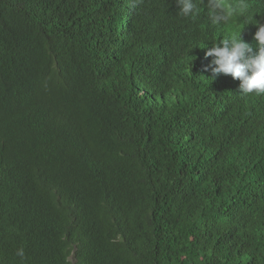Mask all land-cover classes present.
Instances as JSON below:
<instances>
[{
    "label": "trees",
    "instance_id": "trees-1",
    "mask_svg": "<svg viewBox=\"0 0 264 264\" xmlns=\"http://www.w3.org/2000/svg\"><path fill=\"white\" fill-rule=\"evenodd\" d=\"M135 2L0 0V264H264V96L205 70L236 24Z\"/></svg>",
    "mask_w": 264,
    "mask_h": 264
},
{
    "label": "clouds",
    "instance_id": "clouds-1",
    "mask_svg": "<svg viewBox=\"0 0 264 264\" xmlns=\"http://www.w3.org/2000/svg\"><path fill=\"white\" fill-rule=\"evenodd\" d=\"M140 0H136L135 7ZM201 5L207 9V16L212 25L236 24V30L224 38L212 43L205 52L206 57H211L206 71L211 72L213 79L221 74L230 76L239 81V95L264 96V18L257 20L254 16L260 14L262 5H257L250 10L248 0H174L177 14L182 17L175 28L171 30L172 36H183V30L194 25L196 17L200 15ZM256 26L253 39L255 42H244L241 31L246 26ZM204 47V44L202 45ZM15 256L23 261L24 249L18 248Z\"/></svg>",
    "mask_w": 264,
    "mask_h": 264
}]
</instances>
